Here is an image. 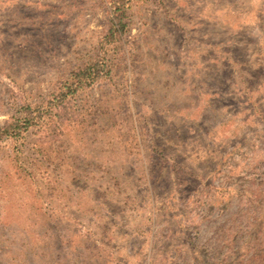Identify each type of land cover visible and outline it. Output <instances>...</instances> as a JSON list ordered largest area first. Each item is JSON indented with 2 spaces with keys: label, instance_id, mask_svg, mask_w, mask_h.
Masks as SVG:
<instances>
[{
  "label": "rangeland",
  "instance_id": "374dc122",
  "mask_svg": "<svg viewBox=\"0 0 264 264\" xmlns=\"http://www.w3.org/2000/svg\"><path fill=\"white\" fill-rule=\"evenodd\" d=\"M114 2L0 0V128L111 70L0 142V264H264V0Z\"/></svg>",
  "mask_w": 264,
  "mask_h": 264
},
{
  "label": "trees",
  "instance_id": "16d2710c",
  "mask_svg": "<svg viewBox=\"0 0 264 264\" xmlns=\"http://www.w3.org/2000/svg\"><path fill=\"white\" fill-rule=\"evenodd\" d=\"M116 5L115 11L113 13L117 14L109 20V27L104 33V42L106 43L117 42L116 39L122 43L123 37L126 33L127 24L124 21V13H126L124 0H115ZM124 44V43H122ZM106 52H104V55ZM111 70L105 61V56H92L91 59L83 64V66L78 67L75 72H73L68 80L63 83L62 92L59 94H53L52 99L39 103L37 106H32L30 104L20 107L17 113L6 122V124L0 128V142L5 138L17 139L26 133L30 127L37 124L36 118H34V113H38L40 122L45 116L51 117L54 112L61 107L65 101H69L68 98L75 97L79 91L84 87L93 85L98 81L102 75H110ZM59 111H57V115Z\"/></svg>",
  "mask_w": 264,
  "mask_h": 264
}]
</instances>
